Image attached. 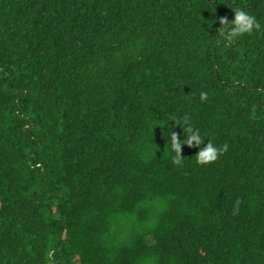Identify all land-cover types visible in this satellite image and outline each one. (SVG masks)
Masks as SVG:
<instances>
[{"label": "trees", "instance_id": "1", "mask_svg": "<svg viewBox=\"0 0 264 264\" xmlns=\"http://www.w3.org/2000/svg\"><path fill=\"white\" fill-rule=\"evenodd\" d=\"M50 263L264 264V0H0V264Z\"/></svg>", "mask_w": 264, "mask_h": 264}, {"label": "clouds", "instance_id": "2", "mask_svg": "<svg viewBox=\"0 0 264 264\" xmlns=\"http://www.w3.org/2000/svg\"><path fill=\"white\" fill-rule=\"evenodd\" d=\"M232 11L234 12V17L231 21H229L227 17L219 18L220 27L218 28L219 36L217 43L225 41L228 44H231L234 41V38L243 34H251L253 30L260 29V24L257 22L256 18L249 15L246 11L240 8H235ZM207 95L208 94L206 92H201V101L206 100ZM183 124L186 139L182 142L179 139L178 134L175 132H172L170 137V148L175 153L173 156V162L175 164L180 165L182 162V144L187 145L188 147H196L199 149L195 154V162L198 165H207L213 163L219 158L220 155L227 151V144H224L219 148L214 146L211 141H208L207 144H204V138L200 135L199 130L193 129L187 116L183 118ZM177 125H179V123H177ZM202 144H204V146L200 147ZM240 203L241 201L237 199L234 204L233 214L239 210Z\"/></svg>", "mask_w": 264, "mask_h": 264}, {"label": "bare ground", "instance_id": "3", "mask_svg": "<svg viewBox=\"0 0 264 264\" xmlns=\"http://www.w3.org/2000/svg\"><path fill=\"white\" fill-rule=\"evenodd\" d=\"M177 185H178V187H185V188H189L190 187L189 184H186V183H177ZM50 253H52V251ZM67 253H69V252H67Z\"/></svg>", "mask_w": 264, "mask_h": 264}, {"label": "rangeland", "instance_id": "4", "mask_svg": "<svg viewBox=\"0 0 264 264\" xmlns=\"http://www.w3.org/2000/svg\"><path fill=\"white\" fill-rule=\"evenodd\" d=\"M67 261H68V259H67ZM50 264H54V263H50Z\"/></svg>", "mask_w": 264, "mask_h": 264}]
</instances>
